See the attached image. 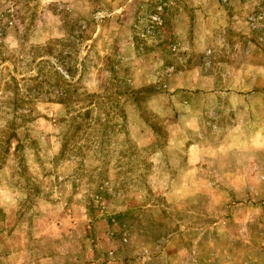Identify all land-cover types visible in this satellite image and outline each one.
<instances>
[{"label":"rangeland","instance_id":"1","mask_svg":"<svg viewBox=\"0 0 264 264\" xmlns=\"http://www.w3.org/2000/svg\"><path fill=\"white\" fill-rule=\"evenodd\" d=\"M0 264H264V0H0Z\"/></svg>","mask_w":264,"mask_h":264},{"label":"trees","instance_id":"2","mask_svg":"<svg viewBox=\"0 0 264 264\" xmlns=\"http://www.w3.org/2000/svg\"><path fill=\"white\" fill-rule=\"evenodd\" d=\"M68 148H67V144H64L63 145V148H62V151H61V154H60V158H63V155L65 154V152H66V150H67Z\"/></svg>","mask_w":264,"mask_h":264},{"label":"crops","instance_id":"3","mask_svg":"<svg viewBox=\"0 0 264 264\" xmlns=\"http://www.w3.org/2000/svg\"><path fill=\"white\" fill-rule=\"evenodd\" d=\"M236 149H238V151H244L245 149H250V146L248 145L247 148H242V147H239V146H236Z\"/></svg>","mask_w":264,"mask_h":264}]
</instances>
